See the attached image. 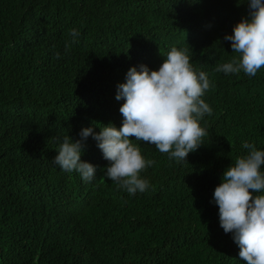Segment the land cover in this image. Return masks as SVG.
Returning a JSON list of instances; mask_svg holds the SVG:
<instances>
[{
	"label": "trees",
	"instance_id": "16d2710c",
	"mask_svg": "<svg viewBox=\"0 0 264 264\" xmlns=\"http://www.w3.org/2000/svg\"><path fill=\"white\" fill-rule=\"evenodd\" d=\"M248 10L247 0H0V264H246L213 194L244 142L264 151V68L215 71L238 57L224 36ZM187 46L214 86L202 97L208 134L186 162L135 142L155 164L134 195L106 177L91 136L81 156L97 166L91 182L53 163L63 137L122 126L115 97L131 67L158 70Z\"/></svg>",
	"mask_w": 264,
	"mask_h": 264
},
{
	"label": "clouds",
	"instance_id": "9594fccd",
	"mask_svg": "<svg viewBox=\"0 0 264 264\" xmlns=\"http://www.w3.org/2000/svg\"><path fill=\"white\" fill-rule=\"evenodd\" d=\"M247 3L248 15L233 27L232 35L224 36L238 57L218 65L216 72L238 74L243 70L255 77L264 68V0ZM70 35L73 39L65 44L66 52L78 42L79 32L71 29ZM190 53L194 54L189 46L172 47L158 70L143 64L131 67L125 83L117 85L115 97L124 101L119 109L122 126L101 125L99 133L92 127L84 128L75 142L69 135L63 137L53 163L91 182L97 166L81 159L85 141L91 136L109 162L106 177L134 195L150 187L140 173L155 164L144 158L135 142L154 145L159 152L168 153L170 160L186 162L189 153L203 146L202 138L208 133L201 121L212 114V108L202 99L211 81L206 72L190 63ZM56 58H60L59 53ZM242 147L248 153L225 170L214 190L213 202L219 208L220 227L232 235L240 249L239 257L246 264H264V151L248 142Z\"/></svg>",
	"mask_w": 264,
	"mask_h": 264
}]
</instances>
